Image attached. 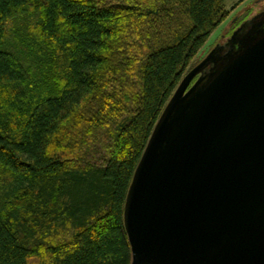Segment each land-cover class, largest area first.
<instances>
[{"label": "trees", "instance_id": "1", "mask_svg": "<svg viewBox=\"0 0 264 264\" xmlns=\"http://www.w3.org/2000/svg\"><path fill=\"white\" fill-rule=\"evenodd\" d=\"M226 0H0V264H132L135 171Z\"/></svg>", "mask_w": 264, "mask_h": 264}, {"label": "water", "instance_id": "2", "mask_svg": "<svg viewBox=\"0 0 264 264\" xmlns=\"http://www.w3.org/2000/svg\"><path fill=\"white\" fill-rule=\"evenodd\" d=\"M124 223L132 264H264V12L183 77Z\"/></svg>", "mask_w": 264, "mask_h": 264}, {"label": "rangeland", "instance_id": "3", "mask_svg": "<svg viewBox=\"0 0 264 264\" xmlns=\"http://www.w3.org/2000/svg\"><path fill=\"white\" fill-rule=\"evenodd\" d=\"M228 17L212 32L193 64L202 61L218 45L228 43L235 32L264 12V0H226Z\"/></svg>", "mask_w": 264, "mask_h": 264}]
</instances>
